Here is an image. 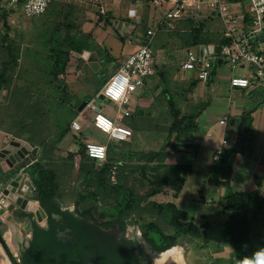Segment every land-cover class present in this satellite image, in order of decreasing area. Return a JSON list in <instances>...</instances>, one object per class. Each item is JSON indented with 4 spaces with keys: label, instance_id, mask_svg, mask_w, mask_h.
<instances>
[{
    "label": "trees",
    "instance_id": "1",
    "mask_svg": "<svg viewBox=\"0 0 264 264\" xmlns=\"http://www.w3.org/2000/svg\"><path fill=\"white\" fill-rule=\"evenodd\" d=\"M124 1L136 3L139 0ZM96 3L99 6L96 24L112 27L115 36L122 42L129 39V35L118 28L115 15L105 9L103 0H96ZM81 8L77 1L52 0L43 14L27 17L32 21L46 19L42 26L35 22L33 38L24 46L20 32L15 36L10 34L12 27L8 19L15 9L5 8L3 0H0V93L6 91L5 100L0 103V128L40 149L39 156L26 168V172L32 182L34 198L49 217V227H41L33 222L36 244L22 256V263L82 264L94 259L92 255L96 254L102 264H139L130 253L119 257L114 250L111 256L106 255L101 246L81 234L77 224L72 226L76 245L59 240L58 229L62 226L53 214L65 213L60 202L65 197L67 178L76 169L77 163L78 178L82 183V192H78L76 200L77 216L88 217L95 222L104 221L108 227L118 224L124 229L135 223L158 252L200 234L206 246L210 240L207 222L196 223L169 198V194L179 195L182 192L188 176L193 172V164L169 163L167 159L171 150L181 146L197 148L196 138L200 131L198 119L210 104V98H196L193 95L200 80L183 81L174 77L186 59L189 46L214 44L223 47L231 44V39L208 20L186 18L171 28L167 22H161L163 16L155 8L151 18L144 19L131 30L132 35L140 31L143 35L137 36L149 42L147 26L158 28L149 46L154 52L162 51L168 58L166 64L155 62V74L160 77L161 93L167 99L169 113L161 121L163 124L144 111L139 113L136 110L129 116L128 125L135 135L160 140V147L147 151L124 150L129 157L138 158V169L144 179L136 184L129 181L125 174H118V183L110 185L112 168L115 165L121 169L127 167L119 160L116 146L108 144L107 160L101 164L87 152L85 138L91 131L87 130L84 136L78 134V151L64 152L60 148L71 131L72 122L92 100L100 98L99 93L110 77L104 71V78H99L98 72L93 71L83 58L84 51H97L100 57L114 59L111 48L98 42L94 30L84 29L86 19ZM74 57L77 69L87 73L83 85L89 94L83 96L70 91L65 77ZM111 70L113 73L116 71L115 65ZM3 121H8L9 126H4ZM240 143L242 146L245 144L244 141ZM129 145L126 143L123 147L130 148ZM231 153V150H226L216 160L208 177L209 183L221 185L229 180L232 174L228 162ZM125 158L127 160L128 157ZM148 173H151L150 177ZM255 184L253 191L230 190L220 199L222 209L228 213L222 231V240L231 248L227 264H236L238 259L251 256L264 247V175L257 174ZM111 188L116 193L117 202L112 207L105 203L99 205L97 198L101 191L105 192L107 198ZM141 210L151 218H132ZM110 257L113 258L112 262Z\"/></svg>",
    "mask_w": 264,
    "mask_h": 264
},
{
    "label": "crops",
    "instance_id": "2",
    "mask_svg": "<svg viewBox=\"0 0 264 264\" xmlns=\"http://www.w3.org/2000/svg\"><path fill=\"white\" fill-rule=\"evenodd\" d=\"M106 2L107 7L105 5V9L110 10L115 15L118 22V28L122 29L123 34L129 35V39H127L125 42L120 41L115 36V32L112 27L106 28L104 27V24H96V21L95 23L93 22L94 19H92V17H88V24L94 23V26H89V28H87L84 27V24L83 27L88 31L94 30L98 42L111 48V53L114 59L108 61V59H104V56L100 57L98 54L99 61L103 59L105 65L110 61H113L117 70L120 64L130 54L137 51L141 46L147 44V42H144L139 36H137L143 35L140 31L135 33V35H132L131 30H134L137 24L142 23L144 19L148 20L151 18L154 12L150 0H139L136 3H129L124 0H106ZM138 6L143 8L142 12L138 14V17L130 16V11H135V8H138ZM159 13L161 15L163 14V12L160 11ZM121 22L122 25L120 27ZM132 25H135V27H132ZM150 28L153 27L147 26V31ZM101 32H105V35ZM107 36L111 37L110 43L102 42L104 40L106 42ZM257 39L258 42H255V48L258 50L262 49L261 51L264 52V41L260 40L259 35L257 36ZM115 40L120 41L123 45L128 42L134 43L135 47L129 53L123 54L122 51L118 50V47L115 48L112 44ZM208 46L209 45L205 47ZM153 54H155V62L157 61V63L160 65L167 63L168 58L162 53V51H155ZM202 56L215 57L211 54H203ZM218 56H220V54ZM224 59L226 58L222 57V59H219L217 62L216 69L212 71L210 81H199L198 86L193 91V95L196 98H210V104L205 108L204 112L198 119L200 131L196 138V143H198L197 148L194 149L193 146L189 147L186 145L181 146L178 149L171 150L167 159L169 163L182 162L193 164V172L188 176L182 192L179 195L169 194V198L173 200L178 205V207L184 210L188 217L192 218L196 223L202 224L207 222L208 233L210 232L209 230H211V228L216 224L224 226L228 218V213L225 212L220 205V199L230 190H255V176L257 174L264 175V83L254 86L251 85L246 88L233 87L230 83L231 77L236 75H244L246 68L244 66L233 67L228 61L227 63L229 64L226 67L223 65L224 62H226ZM110 66L111 63H109V67ZM174 78L183 81L197 79L194 73L182 71L181 69L177 72ZM214 83H217L219 88L216 90L214 89L212 94H207V92L205 93L207 88L206 86L211 85L208 86V88H210ZM161 92L162 86L160 85L159 75L155 74L152 77H149L145 81L143 87L133 94L131 105L132 113H134L136 110H139V113L144 111L145 113L152 114L154 119L160 120V122L163 120L165 115L168 117V102L166 101L167 99L165 95ZM99 99L95 100L91 105L89 103L85 107V109L90 110L92 117L94 112L99 108L112 115H116L117 110H114L111 106H107V102H102ZM259 102V106L253 110V108ZM129 116L125 117L122 122L133 130V128L128 125ZM224 117L227 118V123L226 125H221L219 121ZM133 133V136L126 139L125 141H110L109 138L104 140V143H107V145L113 144L116 146L118 156H120L119 160L122 163H125L127 166L124 169L119 167L117 168L116 183H114L111 179L110 185H116L118 183V174L119 176H123L125 174L129 177V181L136 184H140L141 179H144L142 177L143 175L138 169V165L140 164L138 158L129 157L130 155L124 154V150L134 149L135 151H147L152 149V141L157 139H154L151 136H146L144 137L145 139L143 138V143L139 144L136 142L139 136L135 135L136 133L134 130ZM78 134H82L84 136L87 134V132L82 130L79 132H74L73 134H68L60 145V148L64 152L78 151L80 141ZM12 136H14V134H10L0 128V147L8 140L9 137ZM87 139L95 140V138L91 135H87L85 141ZM224 139L228 140V145L224 151L231 150L232 152L228 159L229 165L232 169V174L228 181L223 182L221 185H215L208 182V177L211 174L212 167L216 162L214 159V151L222 146ZM240 141H244L245 144L242 146ZM126 143L130 144V148L123 147ZM156 147L158 148L160 146ZM39 154L40 149L38 148L36 153L37 156L32 157V159H36ZM125 157H128L127 160ZM76 167L79 169L78 163L76 164ZM26 170L27 169L24 171ZM147 176L150 177L151 173H148ZM24 181L30 184V190L33 192L32 182L29 175L24 179ZM126 182H128V179ZM119 191L121 192V188ZM79 192H82V187L80 188ZM114 193L115 192L111 193V195H114ZM101 195L104 196L102 192ZM68 196L69 195L64 197L66 199L60 202L61 209L64 212H72L76 214V200L78 199V193L77 198L74 196L69 198ZM98 197L99 198L96 197L99 201L98 204H103L100 202L102 197ZM33 199L38 202V200L35 198ZM69 199L73 200V202H69ZM38 203L40 204V202ZM33 222L41 227H45L46 220L43 219L42 221H39L34 212L20 211V214L15 215L13 219H9V215L7 214H0V235L5 240L6 244L10 248V251L18 260L19 264L20 242L25 243L28 237H30L34 228ZM213 242L216 243L214 244V247L217 248L216 253H213V259L217 260L220 258L230 257L231 248H226L224 252L218 250L223 246V244L227 243H225L220 238H213L210 236V240L208 242L209 247L213 248V246H211V243ZM227 247L230 246L227 245ZM0 264H12L1 242V239Z\"/></svg>",
    "mask_w": 264,
    "mask_h": 264
},
{
    "label": "built area",
    "instance_id": "3",
    "mask_svg": "<svg viewBox=\"0 0 264 264\" xmlns=\"http://www.w3.org/2000/svg\"><path fill=\"white\" fill-rule=\"evenodd\" d=\"M52 0H46V7L39 14H30V0H3V5L8 9H15L13 16L22 11L25 17H34L43 14ZM151 6L155 9H162L163 19L171 28L176 27L179 20L191 18L196 20L218 19L219 27L223 30L225 37L231 39L232 43L220 47V56L227 59L233 67L244 66V75L232 76L230 83L233 87H249L255 83H264V52L255 48L258 42L257 36L264 33V0H150ZM136 17L142 12L141 6L135 8ZM158 28H150L147 31L149 42L141 46L137 51L130 54L119 66V68L107 79L102 87L100 94L102 100L108 103H115L109 100L104 94L103 89L111 78L125 69L130 79L131 90L128 93L127 102L118 104L116 115L97 109L91 119L93 128L108 135L110 140L124 141L133 136V130L122 122L131 115V105L133 94L143 87L145 81L155 74V56L149 44ZM208 47L199 45L189 46L186 52V59L182 61L181 70L192 72L195 77L207 82L212 74L210 61H205V56L200 54V50H207ZM104 117L111 124L109 131H104L98 125V118ZM83 111L72 122L70 133L83 130ZM219 123L226 125L227 118H222ZM69 133V134H70ZM122 137V138H121ZM102 146L105 148L104 157L96 158L90 155L89 146ZM228 145V140L224 139L222 146L214 151V159L218 160ZM86 148L88 155L96 159L100 164L107 160L108 145L104 142L87 139ZM32 159L28 165H30ZM118 166L112 168V180L116 183ZM8 195L0 191V210L8 201Z\"/></svg>",
    "mask_w": 264,
    "mask_h": 264
},
{
    "label": "rangeland",
    "instance_id": "4",
    "mask_svg": "<svg viewBox=\"0 0 264 264\" xmlns=\"http://www.w3.org/2000/svg\"><path fill=\"white\" fill-rule=\"evenodd\" d=\"M73 1H77V3H79L81 5V7L83 8L82 13L86 19L85 22L83 23V26L85 24L84 27H87V28H89V26L93 27L94 23L97 19L98 11H99V9H98L99 6L97 5L96 0H73ZM106 3H107L106 0H103L104 7H105ZM106 7H107V5H106ZM159 11L163 12L160 8H159ZM88 17H92V19H94V21H93L94 23L88 24V19H89ZM45 19H46V17L40 18L37 21H35V20L32 21L31 19L25 17V15L23 14L22 11L19 12V16H18V14L16 16L10 15V17L8 19L9 24L12 27L10 34H11V36H15L18 32H20V34L22 35L21 42L25 46L33 38V35H34L33 28H34L35 22H36V24L42 26L43 21ZM208 21L212 24L217 25V26L220 24V21L218 19H208ZM84 29L86 30V28H84ZM101 33H103V32H101ZM103 34L105 35V32ZM110 40H111V37L107 36L106 42H105V40L102 42H104V43L109 42L110 43ZM114 43H112L114 45V47L115 48L118 47V50L122 51L123 54L129 53L135 47L134 46L135 44L131 43V42H128V43L123 45L120 41L115 40ZM259 50H262V49H259ZM104 59H107V58L104 57ZM219 59H222V56L205 57V61L208 60L212 64L211 71H214L216 69V64L219 61ZM109 60L110 59H108V61ZM224 60H226V62H224L223 65L227 67V65L229 63H227V59H224ZM100 61H101V67L103 68V74L106 72V75L108 77L111 76L113 74V72L111 70V66H114L115 63L113 61H110L109 63H111V66L109 67V63L105 65V62H103L104 61L103 59H101ZM76 63H77L76 58L74 57L72 59L70 67L68 69L67 75H65V77L69 82L70 91L72 93H76L79 95L81 94V96H83L84 94L85 95L89 94L88 90L83 85V79L87 75V73L86 72L84 73V71L78 70ZM104 67H105V70H104ZM101 76L102 75H99V78H101ZM99 78H97V79L99 80ZM216 85H217V83L216 84L214 83L213 86L210 88H208V86H211V85H207L206 87L208 89L206 88L205 93L207 92V94L208 93L212 94L214 92V89L216 90L219 88V86L218 85L216 86ZM5 94H6V91H2L0 93V103L5 100V97H6ZM94 101H95V99L90 102V105L93 104ZM107 106H111L114 110H117V108H118V104H116V103L110 104L107 102ZM91 119H92V114H91L90 110L84 109V111H83V127H84V129L83 130L86 132H87V130L91 131L92 133H89V134L91 136H93L96 141L105 142L104 140L108 138V135L100 132L99 130H97L95 128H93L91 125ZM3 122H4L3 123L4 126H6V127L9 126L8 121H3ZM143 138L144 137L142 135H139L138 140L136 142H138L139 144H142L144 141ZM160 143H161L160 140L159 141H157V140L152 141V148H154V147L157 148L156 146H159ZM149 148H151V147H149ZM77 173H78V169L76 167V169L72 173L69 174V176L67 178L65 193H64L65 197L67 195H69L68 196L69 198L73 197V196L77 198V193L79 192L80 188L82 187L81 181L79 180ZM111 190H110L107 198H106L105 192L103 190L101 192H102V194H104V196L100 195V197H102V200L100 202L105 203L108 207H112V204L116 203V200H117L115 193H114V195H111V193L114 192L113 189H111ZM65 199L66 198H64V200ZM69 202H73V200L69 199ZM139 216H144L145 219L151 218V216L149 214H147L146 211H144V210L138 211L136 214H134L132 216V218H136ZM198 224H200V223H198ZM137 226H138L137 224L132 223V224H129L127 227L131 228V230H132L133 227H137ZM211 226H213V225H211ZM222 230H223V225L216 224L211 228V230H209L210 231L209 235L213 238H220L222 240ZM139 231H141V230L139 229ZM139 231L137 230L138 234L140 233ZM203 243H204V241L202 240V235L200 234V236H198L196 238L186 239V240L181 241L179 244H177L176 247L179 248L180 251L178 250L175 253H178L180 255V256L178 255L179 258L181 259L180 263L181 264H227V261L229 260V258H220L217 260L212 258L213 253L214 254L216 253L217 248L214 247L215 246L214 244H216V243H214V242L211 243V246H213V248L209 247L208 244L206 246H204ZM227 245L228 244H223V246L221 248H219L218 250L221 252H224L226 250V248L230 249V247H227ZM230 251H231V249H230ZM148 264H161V261H159L158 258H150V259H148ZM171 264H175V263L171 262Z\"/></svg>",
    "mask_w": 264,
    "mask_h": 264
},
{
    "label": "water",
    "instance_id": "5",
    "mask_svg": "<svg viewBox=\"0 0 264 264\" xmlns=\"http://www.w3.org/2000/svg\"><path fill=\"white\" fill-rule=\"evenodd\" d=\"M122 22L120 23V27ZM135 27V25H132ZM260 40L264 41V33L259 34ZM220 47L218 45H209L207 50H200V54L212 56L219 55ZM83 58L88 62L93 71L98 72L104 78L103 68L101 67L99 56L96 51L85 50ZM103 95L100 94L102 102ZM9 136V135H8ZM38 148L32 143L16 137H9L8 140L0 147V191L8 195L9 199L4 207L0 210V214L9 215V219H13L15 215L20 214V211L34 212L37 219L42 221L48 218L47 211L36 202L34 193L30 190V184L24 181L28 173L24 171L29 165L32 157H36ZM139 228V226H137ZM1 242L8 254L12 264H19L18 260L10 251L3 237L0 235ZM72 240V239H71ZM176 246H173L163 252L153 253L156 258L161 257ZM82 264H102L100 260L90 259Z\"/></svg>",
    "mask_w": 264,
    "mask_h": 264
},
{
    "label": "flooded vegetation",
    "instance_id": "6",
    "mask_svg": "<svg viewBox=\"0 0 264 264\" xmlns=\"http://www.w3.org/2000/svg\"><path fill=\"white\" fill-rule=\"evenodd\" d=\"M53 217L62 226V228L58 229V238L62 243L77 244L73 233L74 227H72L77 224V229L81 234L86 235L94 244L101 246L106 255L111 256L114 250L118 256L121 255L123 257L130 253L136 257L139 264H148V259L156 258L155 255L158 253L152 244L147 241L140 228L133 227L131 230V228L127 227L123 229L118 224L108 227L104 224V221L95 222L88 217H80L72 212H65L61 215L53 214ZM45 227H49V217L46 219ZM137 230L140 232L139 234ZM36 240L37 235L33 228L26 242H20V264H23L22 256L34 247ZM97 256L96 254L92 255L94 259L100 260L96 258ZM112 259L111 257L109 258L111 262ZM107 264L111 263L108 262Z\"/></svg>",
    "mask_w": 264,
    "mask_h": 264
},
{
    "label": "clouds",
    "instance_id": "7",
    "mask_svg": "<svg viewBox=\"0 0 264 264\" xmlns=\"http://www.w3.org/2000/svg\"><path fill=\"white\" fill-rule=\"evenodd\" d=\"M30 4V14H39L46 7V0H30ZM129 15L135 16L136 13L135 11H130ZM131 87L129 76L125 69H121L120 72L115 74L111 80L106 83L103 89V94L109 100L119 104L127 102L128 93L131 90ZM98 125L106 132L112 127L110 122L104 117L98 118ZM89 151L91 156L102 159L106 150L102 146L90 145ZM236 264H264V247L257 249L251 256H244L242 259H238Z\"/></svg>",
    "mask_w": 264,
    "mask_h": 264
},
{
    "label": "bare ground",
    "instance_id": "8",
    "mask_svg": "<svg viewBox=\"0 0 264 264\" xmlns=\"http://www.w3.org/2000/svg\"><path fill=\"white\" fill-rule=\"evenodd\" d=\"M178 250L180 251L179 248L174 247L173 249L159 257L158 260L161 261V264H171V262H174L175 264H181V259L179 258L180 255L178 253H175Z\"/></svg>",
    "mask_w": 264,
    "mask_h": 264
}]
</instances>
